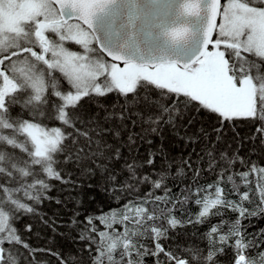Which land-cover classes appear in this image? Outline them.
<instances>
[{
  "label": "snow or ice",
  "instance_id": "1",
  "mask_svg": "<svg viewBox=\"0 0 264 264\" xmlns=\"http://www.w3.org/2000/svg\"><path fill=\"white\" fill-rule=\"evenodd\" d=\"M158 3L0 0V264H264V229L250 231L264 220V0H167L171 26L149 21ZM189 17L195 30L178 23ZM190 109L214 117V136L188 133ZM238 123L253 128L247 158L243 142L216 147ZM165 131L199 151L176 165L150 139ZM57 183L72 213L41 221L75 232L74 252L35 248L16 227ZM85 186L121 210L82 213ZM178 224L207 228L200 243L165 244Z\"/></svg>",
  "mask_w": 264,
  "mask_h": 264
},
{
  "label": "trees",
  "instance_id": "2",
  "mask_svg": "<svg viewBox=\"0 0 264 264\" xmlns=\"http://www.w3.org/2000/svg\"><path fill=\"white\" fill-rule=\"evenodd\" d=\"M74 45V44H72ZM76 46V45H74ZM66 86V85H65ZM84 103L85 109L89 112L93 111L98 107L95 101H82ZM101 103L105 104L111 110V106L116 103V98H104ZM185 119H191L193 121L192 125L187 128L189 134L196 133L199 134L198 130L203 128L207 130L212 136L215 133L212 131L213 127L216 125V121L214 117H212L208 113H199L195 110H187L185 113ZM51 126H56L53 122ZM134 132H139V127L133 129ZM253 133V128L250 125L245 123H238L235 127V131L231 128H227L224 130L223 139L221 142L216 145L219 151H231L235 152L237 150V145L243 142V148L240 150L241 156L247 158V154L249 149L252 147V144L246 137L251 136ZM238 134V135H237ZM123 139H127L125 135ZM153 140L154 146H159L163 143L166 155L170 160L174 159L176 165H180L181 157L187 156L189 152L192 151L193 148H196L199 151V146L196 144H192L191 147L186 146L185 142L180 140V138L176 137L174 134L165 131L163 135V139L161 140L159 137H150ZM187 140V137H185ZM111 143V141H110ZM148 146L141 145L139 148V156L142 158L143 155L146 154ZM123 153L125 156H128L127 148L123 149ZM132 155H137L133 153ZM257 155H253L251 158L254 161H257ZM195 159V156H193ZM258 162V161H257ZM164 161L160 158L156 160L157 168L162 167ZM208 180L210 182V177L204 176L201 178V181ZM230 186V185H229ZM61 185L56 184V188L51 192L52 197L54 198L51 202L45 201L42 205L37 206V215L32 216L31 214H26L21 220L18 221L16 227L20 230V235L28 242L31 246L35 248H53V250L59 249L65 253L74 252L78 247L77 244H74L71 236L76 235L75 232L69 233V229L65 227H58L57 232L63 233V235H58L56 232H53L50 226H46L41 221V217H45L51 219L53 217L56 218L58 223L64 222L66 223L72 213L74 208L73 203H67L65 205H57L55 203V198H59L63 200L68 193L59 191ZM159 194V193H158ZM73 196H76L77 193H73ZM83 204L80 208V211L84 214H96V213H109L111 212H119L121 210V203L110 201L108 197L103 195L102 190H96L89 192L85 186V191L81 194ZM91 197H95V199H91ZM197 211L196 206H190L188 208V214L195 213ZM177 216H181L182 213L177 212ZM234 217L229 210V212L225 215L226 220H230ZM187 220V216L183 217ZM219 218L213 219V223L218 222ZM246 225L249 223L248 221L244 222ZM31 224L32 231L27 232L24 230L25 225ZM251 224L255 225V227H251L250 231L255 233L258 229H264V220H253ZM170 227V226H169ZM207 228L205 226L196 225L195 227L192 224H178L175 229L171 230L172 240L164 241L165 244H173V245H185L192 246L194 244L200 243V233L204 232ZM43 258V256L41 257ZM48 259L52 260V264H56V260L54 257H48ZM146 264H152L151 258H147Z\"/></svg>",
  "mask_w": 264,
  "mask_h": 264
},
{
  "label": "water",
  "instance_id": "3",
  "mask_svg": "<svg viewBox=\"0 0 264 264\" xmlns=\"http://www.w3.org/2000/svg\"><path fill=\"white\" fill-rule=\"evenodd\" d=\"M159 17L162 20H165L169 26H171L173 19L175 18V8L173 6V10L171 13L168 11L167 0H160V3L157 5L152 6L150 14H149V21H153L154 18ZM180 24H191L193 29L195 30L199 26V21L196 20L194 17H189L187 20L181 19L178 21ZM111 59L110 57L108 58Z\"/></svg>",
  "mask_w": 264,
  "mask_h": 264
},
{
  "label": "rangeland",
  "instance_id": "4",
  "mask_svg": "<svg viewBox=\"0 0 264 264\" xmlns=\"http://www.w3.org/2000/svg\"><path fill=\"white\" fill-rule=\"evenodd\" d=\"M68 47H69L71 50H79V49L77 48V46H74V45H72V44H69Z\"/></svg>",
  "mask_w": 264,
  "mask_h": 264
}]
</instances>
